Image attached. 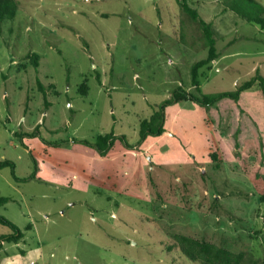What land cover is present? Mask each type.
<instances>
[{"label": "rangeland", "instance_id": "rangeland-1", "mask_svg": "<svg viewBox=\"0 0 264 264\" xmlns=\"http://www.w3.org/2000/svg\"><path fill=\"white\" fill-rule=\"evenodd\" d=\"M16 1V18L0 23V161L19 180L0 170L10 199L0 215L38 244V264H197L174 247L183 236L264 264L258 85L209 109L168 105L165 134L140 137L175 89L198 93L191 67L208 48L180 2L215 32L202 95L264 76V30L232 0ZM108 133L104 156L83 143Z\"/></svg>", "mask_w": 264, "mask_h": 264}, {"label": "trees", "instance_id": "trees-1", "mask_svg": "<svg viewBox=\"0 0 264 264\" xmlns=\"http://www.w3.org/2000/svg\"><path fill=\"white\" fill-rule=\"evenodd\" d=\"M180 4L183 10L202 27L205 45L208 48V57L206 59L196 61L191 67L193 87L198 93L189 92L182 87L175 89L172 93L171 99L161 104L155 110L150 119H145L140 123L141 139H144L147 136H162L165 134L166 108L168 105L173 103L189 100L203 108L209 109L211 107L217 106L225 99H231L238 102L241 98V95L244 92L252 89L255 85H258L259 92L264 99V76H262L259 72H257L254 77L240 85L235 91L220 92L209 95L201 94L199 70L202 67L211 64L218 58L216 40L214 37L215 32L211 23H208L204 19L200 18L196 9L191 8L189 4L184 2H180ZM229 8L243 20L259 26L264 30V6L257 0H232ZM17 10L18 2L16 0H0V23L2 21H13L16 18ZM38 58V55L31 57V61L36 68L39 66ZM38 83L41 90H43V86L40 84V82ZM87 91V85L82 84L79 88V93L82 95H87ZM116 138L117 136H115L113 133H108L98 136L94 143L86 140L83 141V143L96 148L100 155L104 156L108 149L113 146ZM5 167H10L13 178L15 180H19L15 174V164L12 161H0V170ZM258 191L259 197L264 203V187L258 188ZM9 201V198L0 196V207L4 206ZM0 224L9 227L11 230V233L2 235L0 237V243H18L24 238L23 231L12 221L2 215H0ZM174 247L178 248L189 260L197 264H260L256 259L250 258L248 261H243L240 255L236 256L227 249L206 242H200L185 236L177 237Z\"/></svg>", "mask_w": 264, "mask_h": 264}, {"label": "crops", "instance_id": "crops-1", "mask_svg": "<svg viewBox=\"0 0 264 264\" xmlns=\"http://www.w3.org/2000/svg\"><path fill=\"white\" fill-rule=\"evenodd\" d=\"M2 235L4 234L0 233V237ZM11 251L12 253L9 254ZM39 254H41V251L38 250V244L35 247L32 245L27 247L25 236L18 243H9V245H7V242L0 243V264H38Z\"/></svg>", "mask_w": 264, "mask_h": 264}]
</instances>
